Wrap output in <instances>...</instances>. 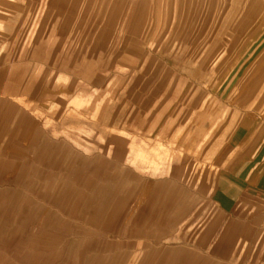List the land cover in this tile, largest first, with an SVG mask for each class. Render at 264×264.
Masks as SVG:
<instances>
[{
    "label": "rangeland",
    "instance_id": "rangeland-1",
    "mask_svg": "<svg viewBox=\"0 0 264 264\" xmlns=\"http://www.w3.org/2000/svg\"><path fill=\"white\" fill-rule=\"evenodd\" d=\"M255 149L264 0H0V264H264Z\"/></svg>",
    "mask_w": 264,
    "mask_h": 264
},
{
    "label": "crops",
    "instance_id": "crops-1",
    "mask_svg": "<svg viewBox=\"0 0 264 264\" xmlns=\"http://www.w3.org/2000/svg\"><path fill=\"white\" fill-rule=\"evenodd\" d=\"M243 155H238V158ZM247 158L238 159L236 176L230 174L221 182L222 186L217 196L219 199L217 203L223 211L228 212L237 209L244 212L243 207H246V200L252 198L254 201L250 207L259 217L263 216L264 223V177L256 180V149ZM245 171L254 173V181L250 183L247 180L249 178L248 176L245 177Z\"/></svg>",
    "mask_w": 264,
    "mask_h": 264
}]
</instances>
